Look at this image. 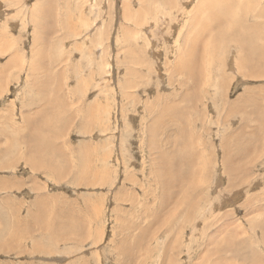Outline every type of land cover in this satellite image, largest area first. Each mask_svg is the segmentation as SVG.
<instances>
[{"label": "rangeland", "instance_id": "rangeland-1", "mask_svg": "<svg viewBox=\"0 0 264 264\" xmlns=\"http://www.w3.org/2000/svg\"><path fill=\"white\" fill-rule=\"evenodd\" d=\"M0 264H264V0H0Z\"/></svg>", "mask_w": 264, "mask_h": 264}, {"label": "bare ground", "instance_id": "bare-ground-1", "mask_svg": "<svg viewBox=\"0 0 264 264\" xmlns=\"http://www.w3.org/2000/svg\"><path fill=\"white\" fill-rule=\"evenodd\" d=\"M209 1V0H208ZM210 6V5H209ZM210 8H211V6H210ZM219 10V9H218ZM221 10V9H220ZM225 13V12H224ZM217 14V13H216ZM218 14H219V12H218ZM220 16V15H219ZM224 16V15H223ZM226 16H227V14H226ZM221 19V18H220ZM251 32V31H250ZM231 33V32H230ZM235 36V35H234ZM234 38V37H233ZM245 52V51H244ZM234 66V65H233ZM213 203V202H212ZM49 219V218H48ZM58 227V226H57ZM50 228V227H49ZM53 228V227H52ZM158 253V252H157Z\"/></svg>", "mask_w": 264, "mask_h": 264}]
</instances>
